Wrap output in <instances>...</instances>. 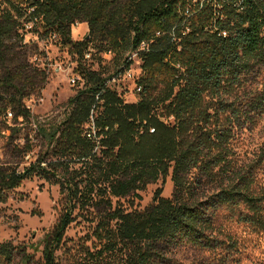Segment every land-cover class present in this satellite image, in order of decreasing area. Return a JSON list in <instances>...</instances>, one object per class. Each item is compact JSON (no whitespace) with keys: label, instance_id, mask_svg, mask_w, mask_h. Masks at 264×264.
Segmentation results:
<instances>
[{"label":"trees","instance_id":"1","mask_svg":"<svg viewBox=\"0 0 264 264\" xmlns=\"http://www.w3.org/2000/svg\"><path fill=\"white\" fill-rule=\"evenodd\" d=\"M6 2L0 9L4 119L12 113L13 124L29 121L26 101L40 97L47 81L46 72L28 62L21 18L23 28L27 23L40 28L35 31L40 39L56 36L68 48L83 82L64 120L37 127L48 145L37 161L23 170L18 156L0 165V204L33 173L47 181L63 175L64 181L56 182L68 191L70 209L44 238L43 264H58L56 252L78 204L104 208L94 232L100 249L88 254L89 264H107L110 256H120L119 264H166L171 250L182 244L216 249L223 245L215 235L221 210L264 232V187L235 165L231 147L235 123L264 114V90L245 108L226 99L243 75L264 70V0ZM76 24H86L88 34L74 42ZM90 48L92 60L97 54L100 60L112 56L114 73L87 67L84 54ZM134 54L141 92L137 102L127 103L109 82L130 69ZM92 119L97 140L86 136ZM12 150L13 156L19 152L15 146ZM29 152L23 151L21 159ZM78 163L85 178L81 190L71 169ZM168 176L174 186L171 199L158 191L143 211L113 208L114 199ZM206 185L215 194L202 201ZM17 251L10 242L0 244V258L7 262ZM22 252L26 264L30 257Z\"/></svg>","mask_w":264,"mask_h":264},{"label":"rangeland","instance_id":"2","mask_svg":"<svg viewBox=\"0 0 264 264\" xmlns=\"http://www.w3.org/2000/svg\"><path fill=\"white\" fill-rule=\"evenodd\" d=\"M18 1V0H13ZM17 3V2H16ZM8 4L6 0H0V9ZM21 24L20 35H24V50L28 51V62L34 68L44 70L47 81L40 97H35L34 102L26 101L30 106L31 118L29 121L20 119L18 124L11 120H5L3 104L0 101V165L15 160L20 162V170L35 163L38 157L47 149V143L39 134L37 127L48 121L60 122L69 113V100L75 96L83 83L73 86L70 84L67 70L72 65L73 57L68 48L62 47L57 40L49 36L40 39L35 33L34 24H23L24 18L18 20ZM24 29V30H23ZM71 37L74 42L82 41L88 34L86 24H78L72 27ZM92 61L86 62L87 67L94 71H104L106 75L114 73L116 63L111 62L112 56L102 55ZM133 73L139 71L140 64L133 60ZM62 68L63 71H59ZM127 103L138 101V93L134 81L121 79L119 83L111 84ZM264 90V70L256 68L254 71L241 77V82L226 99L235 102L237 108H245L261 91ZM2 99V96H0ZM26 104V107L28 106ZM19 152L30 149V152L22 158ZM232 157L235 165L252 174L258 187H264V114L253 113L250 119H241L235 123L231 140ZM82 164H75L71 169L75 170L76 183L83 187L84 171L79 170ZM83 169V168H82ZM64 181L63 175L57 173V178L47 181L33 173L24 180L23 184L7 193V200L0 204V244L10 242L18 248L11 262L0 258V264H25L22 261L23 253L30 257L26 264H43V244L45 236L52 231L59 218L70 209L68 191H63L56 181ZM73 188V186L71 187ZM70 188V189H71ZM205 186L204 193H200L202 201L207 200L215 192L208 191ZM160 191L161 197L171 199L174 186L171 176L160 179L157 183L148 185L143 191L132 194L121 200L114 199L113 208H121L126 212L143 211L150 206L156 193ZM98 200L97 197L94 198ZM72 205H76L74 202ZM73 222L66 231L64 242L56 252L58 264H89L88 254L100 249L94 237L98 219L104 208L87 206L81 208L78 204L73 208ZM216 237L223 243L213 250H202L189 244L174 247L166 264H264V232L254 230L248 225L242 224L237 217L228 215L221 210L217 214ZM21 251V252H20ZM120 256H110L107 264H119Z\"/></svg>","mask_w":264,"mask_h":264},{"label":"built area","instance_id":"3","mask_svg":"<svg viewBox=\"0 0 264 264\" xmlns=\"http://www.w3.org/2000/svg\"><path fill=\"white\" fill-rule=\"evenodd\" d=\"M30 24H32V23H30ZM76 25H78V24H76ZM73 27H75V26H73ZM52 38H54L55 40H57V37L56 36H53ZM143 48H144V46H143ZM92 52H93V49H91V48L87 52H85V54H84V61L85 62L92 61ZM108 55L109 54H106L105 56H108ZM134 58L136 59L137 63L140 64V62L137 59V55L134 54L132 56V60H134ZM72 62H73L72 65L68 66V68H67V70L70 72V75H68V79H69L70 84L75 87L78 84L83 83V82H82V79H81L80 75L77 72L78 62L75 59H73ZM139 70H140V66H139ZM59 71H63V69L60 68ZM138 77H139V71H138V73L134 74L133 73L132 66H131L129 70H127L125 73H123V75H120L118 78H115L112 81H110L109 82V86L111 84H115L116 85L123 78L132 80L135 83V81H136V79ZM135 89H136L137 93H140L141 92V88L139 86L136 85ZM30 101L31 102H34V99L31 98V99H29V102ZM26 104L28 105V103H26ZM27 109L30 112V106L29 105L27 106ZM12 118H13L12 113H8L7 114V120H11ZM86 136L89 139L97 140L96 139L95 125H94L93 119H92V122L89 125H87Z\"/></svg>","mask_w":264,"mask_h":264}]
</instances>
